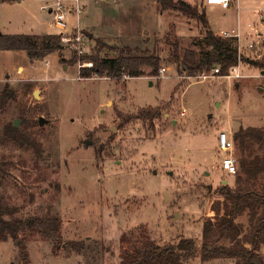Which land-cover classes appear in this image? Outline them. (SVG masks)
Here are the masks:
<instances>
[{
  "label": "rangeland",
  "instance_id": "374dc122",
  "mask_svg": "<svg viewBox=\"0 0 264 264\" xmlns=\"http://www.w3.org/2000/svg\"><path fill=\"white\" fill-rule=\"evenodd\" d=\"M46 1L1 2V31L61 34L52 14L41 8ZM188 1L204 7L200 0ZM237 1L238 6L225 13L208 9V21L217 32L233 29L239 35L238 52L262 61L264 37L258 36L264 34V20L258 10L264 15V0ZM66 3L72 5L71 0ZM80 4L85 8L78 23L74 13H67L65 21L68 34L82 36L83 54L96 49V39L108 46L129 45L158 53L166 71L157 76L80 78L79 66L91 62L71 64L75 53L65 46L64 62L50 56L30 65L14 57L31 68L32 76L11 80L13 97L0 100V194L11 216L26 225L17 239L0 241V264H20L19 245L28 253L27 264H119L121 252L144 239L166 245L190 237L200 247L202 222L214 217L212 203L223 200L216 188L235 186V174L217 166L218 132L231 136L239 126L264 131V69L240 61L236 67L241 77L228 78L213 69L198 76L176 71L169 57L172 47L177 44L180 53L197 48L203 36L198 21L161 9L154 0ZM10 52L0 53V76L13 79L20 73ZM142 108L156 109L158 116L151 121L139 117ZM15 120V127L27 125V132L41 144L40 154L5 134L4 127ZM233 155L237 165L236 143ZM44 215L59 217L62 246L54 247L29 226L32 217ZM236 222L247 227L248 215L238 216ZM72 241H81L83 249L75 251ZM184 264L237 263L206 261L198 253Z\"/></svg>",
  "mask_w": 264,
  "mask_h": 264
},
{
  "label": "trees",
  "instance_id": "16d2710c",
  "mask_svg": "<svg viewBox=\"0 0 264 264\" xmlns=\"http://www.w3.org/2000/svg\"><path fill=\"white\" fill-rule=\"evenodd\" d=\"M154 1L161 9L178 11L202 25L203 36L197 48H188L180 53L177 44L172 47L169 57L176 64L179 74L198 76L204 71L218 68V75H226L228 70L240 61L250 62L264 69V59L249 60L238 52L235 37L223 38L210 29L204 8L200 9L188 0ZM96 44L97 47L92 53L77 55L74 51L76 55L69 59L71 64L77 61L91 62L90 66H79L78 77L159 75L162 58L156 52L129 45L108 46L99 39H96ZM63 47L60 34H9L0 31V50L24 51L31 61L43 60L49 54L57 52L59 61L64 62ZM104 50L109 52L102 53ZM13 94L9 85L5 84L0 100L2 101L3 97L12 98ZM137 115L151 121L158 116V111L142 108ZM19 116L25 123L24 112L21 111ZM25 126L24 129L17 128L10 122L4 127L5 134L19 145L40 154L41 144L27 132ZM231 137L240 152L235 186L220 184L216 188L217 194L223 200L212 203L214 217L202 222L200 247L190 237H180L176 243L166 245L144 239L138 245L124 249L119 264H184L185 260L196 257L198 253L203 260L223 258L235 260L237 264H264V257L259 251L264 245V131L254 126H239ZM253 147L262 150V153H255ZM260 176L262 181L258 183ZM8 208L0 194V241L9 236L17 239L21 226L26 225L25 220L11 216L12 211ZM244 213L248 215L247 227L236 222V218ZM60 225V219L56 215L34 216L29 224L56 248L62 246ZM70 247L78 252L83 249L81 241L70 242ZM18 248L20 264H27L28 253L21 245Z\"/></svg>",
  "mask_w": 264,
  "mask_h": 264
},
{
  "label": "built area",
  "instance_id": "2783aa9c",
  "mask_svg": "<svg viewBox=\"0 0 264 264\" xmlns=\"http://www.w3.org/2000/svg\"><path fill=\"white\" fill-rule=\"evenodd\" d=\"M50 1V2H48ZM72 5L66 3V0H47L44 5L41 6L42 9L48 11L52 14V21L54 25L62 30L61 42L65 47H69L76 51L77 54H82L83 49L81 48L82 36L78 33L76 35H71L66 32L67 23L65 21L67 13H74L77 18V23L81 18L83 12V5L80 4V0H71ZM202 5L204 4H215L221 8H228L231 5V0H201ZM261 19L264 20V15L261 14V9L258 10ZM78 28V26L76 27ZM223 38L234 37L237 34H232L228 32L221 31L219 34ZM234 35V36H233ZM251 46V44L249 45ZM214 73H218V68H214ZM166 71L165 67L159 69V74H163ZM230 71V74H229ZM226 76L230 77H241L237 72V67H231ZM217 151L220 153V158L218 159L217 166L219 170L224 171L228 175H233L236 173L237 165L236 160L233 155L234 141L232 137L224 130L218 132L217 135Z\"/></svg>",
  "mask_w": 264,
  "mask_h": 264
},
{
  "label": "crops",
  "instance_id": "0c3cea01",
  "mask_svg": "<svg viewBox=\"0 0 264 264\" xmlns=\"http://www.w3.org/2000/svg\"><path fill=\"white\" fill-rule=\"evenodd\" d=\"M12 1H18V0H11V2ZM1 2H3V0H0V3ZM8 2H10V1H8ZM200 2L202 3V1L200 0ZM238 1L237 0H231V5L228 7V8H221L220 6H218V5H215V4H204V5H202V6H204L203 8L205 9V11L207 12V11H209L208 9H221V10H219L220 12H224V10L225 11H228L231 7H234L235 6V8L238 6V3H237ZM83 8H85V5L83 6ZM84 10V9H83ZM233 12H235V11H233ZM237 12V11H236ZM225 13V12H224ZM258 13V12H257ZM209 27H210V29L212 30V27H211V23H209ZM0 31H1V28H0ZM213 32H216V34L218 33V34H220V32L221 31H224V32H228V33H232V34H237V33H234V30L233 29H231L230 31L229 30H220L219 32H217V31H214V30H212ZM2 33H3V31H1ZM9 34H12V33H9ZM45 34H48V33H45ZM45 34H40V35H45ZM264 34H261V33H259V38L258 39H260V37H264L263 36ZM234 36V35H233ZM235 38H236V42H237V44L239 43V35L237 34V36H234ZM257 39V40H258ZM259 41V40H258ZM2 51H7V50H0V53H2ZM11 54L9 55V56H11V57H20L22 60L23 59H25V60H28L29 61V63H30V65L31 64H34L35 62H37L38 60H36V61H31L28 57H27V55H26V53L24 52V51H21V50H18V51H11L10 52ZM50 56H54V57H56V59H57V61L59 60V57H58V53L57 52H54V53H51V54H49L48 56H46L44 59H46V58H48V57H50ZM20 59V60H21ZM43 59V60H44ZM14 64H16V67H15V71H19V73H20V75H19V77H16V78H13V79H10V75H5V76H3V75H1L0 76V83L2 82V81H4L5 83H3L1 86H5V84H8V83H11L10 81L12 80V81H15V80H20V79H26V78H28V77H30V76H32V71H31V68H26L25 66H23V65H21L20 63H19V60L18 59H15L14 58ZM28 66V65H27ZM27 69V70H26ZM3 78H6L7 80H2ZM260 253H262V255L264 256V245L260 248ZM215 259V258H214ZM210 260V259H209ZM207 261V260H206Z\"/></svg>",
  "mask_w": 264,
  "mask_h": 264
},
{
  "label": "water",
  "instance_id": "95a60500",
  "mask_svg": "<svg viewBox=\"0 0 264 264\" xmlns=\"http://www.w3.org/2000/svg\"><path fill=\"white\" fill-rule=\"evenodd\" d=\"M33 94H34V96H36V94H37V90H36V89L33 91ZM38 121H39V124H43L44 121H45V119L43 118V116H40L39 119H38ZM13 124H14L15 126H17V124H18L17 120H15V121L13 122ZM109 130H111L112 132H114V131H115V128H114L113 126H111V127H109ZM89 143H91L90 140H85V141H84V144H86V145H88Z\"/></svg>",
  "mask_w": 264,
  "mask_h": 264
}]
</instances>
